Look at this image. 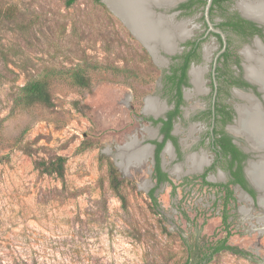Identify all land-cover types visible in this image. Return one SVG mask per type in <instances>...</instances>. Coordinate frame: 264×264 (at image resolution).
Returning a JSON list of instances; mask_svg holds the SVG:
<instances>
[{"label":"rangeland","instance_id":"1","mask_svg":"<svg viewBox=\"0 0 264 264\" xmlns=\"http://www.w3.org/2000/svg\"><path fill=\"white\" fill-rule=\"evenodd\" d=\"M67 1L0 0V264H264V208L236 187L226 203L223 190L206 184L228 183L225 163L206 180L204 167H188L193 154L208 165L215 160L204 139L211 122L198 119L212 92L185 88L175 123L181 152L168 143L162 166L171 182L157 186L152 142L163 137L145 106L150 100L173 109L164 82L171 56L156 61L105 3ZM181 20L192 38L203 34L201 11ZM243 46L231 37L233 55L245 62ZM206 49L210 61L196 66L211 69L217 39L208 38ZM77 72L89 86L75 82ZM33 80L47 81L53 106L21 103ZM207 80L210 90V74ZM220 101L244 103L227 93ZM133 136L136 150L150 148V157L142 166L121 165L118 148ZM60 156L67 159L64 178L44 173L42 164ZM110 164L123 179L119 190ZM224 239L238 253L222 251L207 262Z\"/></svg>","mask_w":264,"mask_h":264},{"label":"flooded vegetation","instance_id":"2","mask_svg":"<svg viewBox=\"0 0 264 264\" xmlns=\"http://www.w3.org/2000/svg\"><path fill=\"white\" fill-rule=\"evenodd\" d=\"M173 1L176 2L177 0H172L166 5L174 4ZM247 1L250 2V0H183L177 7L170 10L169 14L171 15V19H169V35L171 37H169L168 44L171 45V48L167 47V51L172 53L169 56H171L173 64L170 67L169 74L166 75H173L174 70L177 67L185 65L187 63V59H189V65L186 70V84L182 87L184 104L180 107V115L176 116L173 119V125L171 130V136H173L176 141L169 139L166 142L165 147H167L168 143H172L178 155L181 152V145L179 143L178 138L175 136V123L178 119L182 118L183 116V107L186 102V97L184 93L185 88H190L193 85L195 88V92L198 94H205L206 90L208 93L211 91L212 104L209 109L202 112L201 116H199L198 119H200V121H203L204 119H209V122H211L210 131L204 139H209L211 150L215 154V160L211 165L209 164L204 166V172L201 177L203 178V176L206 175L207 179L209 173L213 171L219 164L222 163L220 162L221 156L218 152L219 150H216V147L218 146L216 140L221 138L223 135H216L215 133L223 131L228 137L231 138L232 144L235 145L244 155L247 156L246 159L242 160L241 162L243 168L241 174L242 176H240V178L243 177V179L247 182V187L245 188L241 183L234 182L237 180V178H239L237 176H234V173L238 172L239 169L238 161L235 162V165L232 169L227 168L229 167L228 162H223L226 164L225 171L229 174V181L228 183L224 184H228L232 191V187L240 189L242 194L245 195V199L247 196L249 199H252L254 202L258 203V192L251 185L246 176V167L248 165V160H251L252 154L245 152L244 148L247 145L240 147V144L238 143L241 141L245 143V141L243 139L235 137V135L237 136L238 134L231 131V127L238 125L237 122L239 120L240 115L239 109L250 104V102H248L247 99L243 98L240 94H244L245 96L250 97L251 101L255 104H257L256 102L258 101L264 104V92L261 91L260 86L256 83V81L252 80L247 75L246 66L253 65L254 63L253 60L252 62L249 61L247 59V55L245 54V51H247L249 53H253L252 55L257 58L264 59V53L261 52V48H264V20L260 19V17L257 18L250 16L242 10V3ZM251 1L263 2L264 0ZM231 7H234L235 9L233 10L231 9ZM198 11H201V18L203 20L205 30L203 34L199 35L198 37H196L195 35V38H192L194 36L193 31L187 28L189 30L188 31L185 26V24L187 25L188 23L181 19L184 16L189 17ZM217 16L219 17V20L216 19ZM189 32H191V34ZM211 36L216 38L217 42L219 43V50L215 55L216 57H214L213 61L211 62V69H208L206 66H196V64L201 63L203 59L210 61L209 49L204 50V53H202V47L206 40ZM232 36L239 39L242 42V45H244V51L242 50L243 52H241V54L244 56L245 62H242L239 56L233 55V51H231ZM233 66H236L238 69H240L243 74L240 76L236 74L235 71H232L231 69L233 68ZM195 69L203 70L202 78L203 82L205 83H203V88L201 90H199L197 86L193 83L192 72ZM178 74L181 75V72H178ZM208 74H210V90L207 87V85L209 84V81L207 80ZM171 91L174 94V100L170 101V104H174L173 109L168 112H165V115L161 118L154 116L155 118L152 119H154L155 121H167L168 115L171 112L175 111L177 104V99L175 97L176 92L173 90ZM223 93H227L228 96H233L234 94L236 97L243 100L244 103L237 106L236 108L229 104L223 103L220 101ZM163 113L161 115H163ZM229 116H231V120L227 121V118ZM155 125L160 126V133L163 138L162 141L156 142L161 143L165 139V135L162 133L163 123L159 122ZM152 143L155 146V159L157 146L156 144H154V142ZM218 149H220V147ZM163 151L161 153V160ZM231 159L232 156L229 155V160ZM191 171L193 170L191 169ZM220 189L225 192L223 188ZM252 190L255 192V195L251 193Z\"/></svg>","mask_w":264,"mask_h":264},{"label":"trees","instance_id":"3","mask_svg":"<svg viewBox=\"0 0 264 264\" xmlns=\"http://www.w3.org/2000/svg\"><path fill=\"white\" fill-rule=\"evenodd\" d=\"M77 0H68L67 4L69 6L73 5ZM98 3H101L102 0H95ZM186 64L177 67L174 70L173 75H165L164 77V82L166 86H170L171 90L175 91V97L177 99V104L175 111L171 112L168 115V120H159L155 121L154 119H151L155 124L162 122L163 123V128H162V133L165 135V139L163 142L158 143L154 142L156 144V154H155V179L157 181V186L161 185L162 183L165 182H171L168 174L163 171L162 166H161V153L166 145V142L169 139H172L174 141L175 138L171 136V130H172V125H173V119L180 115L181 109L180 107L184 104V99H183V92H182V87L183 85L186 84V70L189 65V59L186 60ZM178 72H181V75L178 74ZM73 79L77 84H80L81 86L87 87L89 86V81L86 79V77L80 73H74L73 74ZM21 103L27 107L36 105V104H41L47 107L53 106V99L49 90V84L47 81L44 80H33L28 82L23 88H22V96H21ZM224 111V109H223ZM231 120V116L227 118V121ZM217 134H222L223 136L219 139L216 140L217 142V149L219 150V154L221 156L220 162H225L229 164V167L232 169L235 165V162H239V169L238 172L234 173V176H237L236 181L241 183L245 188L247 187V182L240 176H242V165L241 162L242 160L246 159V155H244L235 145L232 144L231 138L228 137L223 131L216 132ZM220 147V149H218ZM229 155L232 156V159L229 160ZM66 161L67 159L63 156L58 157L57 159L51 161V162H45L42 164L44 167V173L49 174V175H57L60 178H64L65 176V168H66ZM215 168V167H214ZM110 176H111V182L112 186L114 187L115 190H119L123 179L120 178V174L118 173L117 168L113 165L110 164ZM203 179H206V175L203 176ZM206 184L210 187H217V188H223L225 190V197H226V203H229V201L233 197V191L230 189L229 185L225 184H214L210 182H206ZM155 190L153 189L150 193L151 198L157 202V199L155 197ZM252 194L255 195V192L252 190ZM228 217H224L225 223H227ZM222 251H231L234 253H238V250L228 244V239H224L220 241L218 244L214 245L213 247L210 248V254L207 255V262L210 261L213 257V255L218 254Z\"/></svg>","mask_w":264,"mask_h":264},{"label":"bare ground","instance_id":"4","mask_svg":"<svg viewBox=\"0 0 264 264\" xmlns=\"http://www.w3.org/2000/svg\"><path fill=\"white\" fill-rule=\"evenodd\" d=\"M125 1L128 3H130V2L135 3L136 0H125ZM145 1H150V2L156 1L158 3H161V4L164 3L166 5V4L170 3L172 0H145ZM176 2H174V3H176ZM107 3L111 4L114 9H117L116 5L118 4V0H108ZM241 6H242V10L246 14L253 16V17H257V18L260 17V19L264 20V1L263 2H261V1L257 2V1H251L250 0V2H248V1L243 2ZM134 10H135V7H134L133 11ZM135 12H136V10H135ZM138 26H140V25L138 24ZM142 26H144V30H148L149 32H150V30H152V29L148 28V26L145 24ZM185 26H182V27H185ZM162 37H164V48L166 50H167V47L171 48V45L168 44L167 34L162 35ZM169 37H171V36H169ZM185 39H186V37H185ZM261 52L264 53L263 47L261 48ZM245 54L247 55V59L251 62L253 60V63H254L253 65L246 66V72H247L248 77L251 78L252 80L259 81L264 88V59L257 58V57L252 55L253 53H249L247 51H245ZM202 73H203L202 69H195L192 72L193 83L197 86V88L199 90H201L203 88L202 85H203V83H205V82H203ZM240 95L243 98L247 99V101L250 102V104L239 109L240 115H239V120L237 122L238 125L231 127V131H233L234 133H237V134H242V135L248 136V138L251 139V143L254 144L255 140H253L249 134L256 135L259 132V130H263L262 134L264 136V125H263L264 124V112H261L259 110L257 104L252 102L250 97L245 96L244 94H240ZM145 112L151 113L153 116L159 117V118L163 117L165 114V112L163 113L162 109L155 107V105L152 104L150 100H146ZM162 113H163V115H161ZM136 147H137L136 136H133L132 139L130 141H128L125 144V146L123 147L124 152H121L120 154H118L119 158L121 159V165H124V166L127 165V166H131V167L135 166V165L142 166L148 161L150 154H151L150 149H148L147 147H143L141 149L136 150ZM187 160L189 162L188 167H190L193 171H202L203 167L208 165V160L206 159V156L191 155L188 157ZM176 169L177 170L174 172L178 173L180 171V168H176ZM262 169H264V168H262ZM262 169L259 172V170L256 169L254 164L250 165V167L247 169V172H248V175L252 181H254L256 183H260V180L264 179V170L262 171ZM261 205L264 208V200L261 202ZM259 222H260L262 228L264 229V216H262L259 219Z\"/></svg>","mask_w":264,"mask_h":264},{"label":"water","instance_id":"5","mask_svg":"<svg viewBox=\"0 0 264 264\" xmlns=\"http://www.w3.org/2000/svg\"><path fill=\"white\" fill-rule=\"evenodd\" d=\"M107 1L108 0H102V2L108 6L112 13L116 15L130 30V32L144 45V47L156 61L159 60L158 56H161V53L168 55L172 54L164 48V37H162V35L167 34V40H169V19H171L169 11L177 7L183 0H178L176 3L170 5H165L164 3L161 4L156 1L150 2L145 0H136L135 3H128L125 0H118V4L116 5L117 9H114L111 4L107 3ZM134 7L137 13L135 12V10L133 11ZM138 24L140 26H138ZM144 24L152 30H150V32L148 30H144V26H142ZM256 83L260 86L261 91L264 92V88L262 87L260 82L256 81ZM256 103L259 110L261 112H264V104L260 101ZM262 131L263 130H259L260 133L258 132L256 135L249 134L252 139L255 140V145L251 143V139L248 138V136L242 134H238L237 136L235 135V137H238L239 139H243L245 141L247 145L244 148L245 152L255 153L252 154V156L258 158L248 160V165L246 167V176L251 185L258 192V204L260 206H262L261 202L264 200V179L260 180V183L252 181L248 175L247 169L251 164H254L259 172L262 168H264V136L262 134ZM124 146L119 147L120 153L124 152ZM263 170L264 169H262V171Z\"/></svg>","mask_w":264,"mask_h":264}]
</instances>
